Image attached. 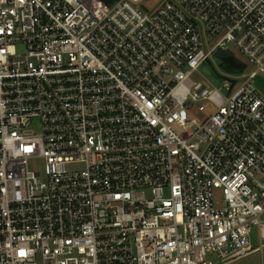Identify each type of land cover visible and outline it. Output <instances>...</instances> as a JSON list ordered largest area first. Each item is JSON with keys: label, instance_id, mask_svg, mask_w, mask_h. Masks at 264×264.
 <instances>
[{"label": "built area", "instance_id": "built-area-1", "mask_svg": "<svg viewBox=\"0 0 264 264\" xmlns=\"http://www.w3.org/2000/svg\"><path fill=\"white\" fill-rule=\"evenodd\" d=\"M87 2L0 0V264H264V0Z\"/></svg>", "mask_w": 264, "mask_h": 264}, {"label": "rangeland", "instance_id": "rangeland-1", "mask_svg": "<svg viewBox=\"0 0 264 264\" xmlns=\"http://www.w3.org/2000/svg\"><path fill=\"white\" fill-rule=\"evenodd\" d=\"M117 1L118 0H115L111 5H107L99 0H88L87 5L94 15L102 17ZM164 1L165 0H143V2L140 4V7L145 11L153 12ZM218 51H216L209 60L204 62L199 67V69L191 75V79L193 81L205 84L206 88L209 91L215 88H219L225 93L226 90L224 84L227 78H233L237 80L235 83L236 88L240 84V82L245 79L246 76L257 69L256 66L250 63L234 45H230L229 48L220 49V51ZM221 51H225L226 54L237 58L238 62H241H237V64L241 65L245 63V67L241 65L234 66L235 68L233 67L231 69L223 65L224 61L221 55L225 53L221 54ZM252 84L257 89V91L264 96V71L258 73V75L252 80ZM200 104H204L206 108L204 112L196 111L194 113V116L198 117L199 119H203L205 115H209L215 111V107H213L207 100L201 99ZM31 129L36 133H40L41 126L39 122L37 121L34 127H32ZM29 166L31 169L40 172L41 174L44 173V161L41 159L31 160L29 162ZM252 242L254 246L259 245L256 236V230L254 231ZM230 264H261L260 254H252Z\"/></svg>", "mask_w": 264, "mask_h": 264}, {"label": "trees", "instance_id": "trees-1", "mask_svg": "<svg viewBox=\"0 0 264 264\" xmlns=\"http://www.w3.org/2000/svg\"><path fill=\"white\" fill-rule=\"evenodd\" d=\"M99 1L104 2L107 5H111L115 0H99ZM223 53H225V51H221V54H223ZM221 56H222V59L224 61V63L222 62L223 65L227 66L228 68H231L232 69L234 66H241V65H243V67H245V63L244 64H241V65L240 64H237L238 59L235 58V57H233V56H230V55H228L226 53L223 54V55H221ZM238 63H241V62H238ZM234 70H236V69H234Z\"/></svg>", "mask_w": 264, "mask_h": 264}, {"label": "crops", "instance_id": "crops-1", "mask_svg": "<svg viewBox=\"0 0 264 264\" xmlns=\"http://www.w3.org/2000/svg\"><path fill=\"white\" fill-rule=\"evenodd\" d=\"M260 261H261V258H260Z\"/></svg>", "mask_w": 264, "mask_h": 264}]
</instances>
